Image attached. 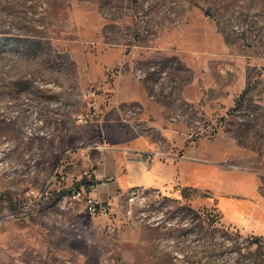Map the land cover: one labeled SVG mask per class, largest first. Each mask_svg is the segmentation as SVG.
I'll return each mask as SVG.
<instances>
[{
	"label": "rangeland",
	"instance_id": "374dc122",
	"mask_svg": "<svg viewBox=\"0 0 264 264\" xmlns=\"http://www.w3.org/2000/svg\"><path fill=\"white\" fill-rule=\"evenodd\" d=\"M161 78L170 89L150 100L181 123L182 141L148 136L181 152L194 141L264 197V0H0V264H264V234L244 224L264 211L228 215L225 198L249 200L218 188L174 197L144 186L151 205L132 203V214L128 189L106 216L54 201L95 180L111 135L131 129L120 112H144L124 96L157 95ZM92 102L99 115L79 121ZM178 110L187 121L170 122ZM45 187L36 203L30 190Z\"/></svg>",
	"mask_w": 264,
	"mask_h": 264
},
{
	"label": "crops",
	"instance_id": "0c3cea01",
	"mask_svg": "<svg viewBox=\"0 0 264 264\" xmlns=\"http://www.w3.org/2000/svg\"><path fill=\"white\" fill-rule=\"evenodd\" d=\"M123 99L131 103L139 102L144 106V112L140 116L142 125L156 131L160 129L170 141L173 139L177 143L182 141V137L177 135V132L183 128L181 123L175 126L169 124L163 117L160 106L148 99L143 91L139 89L129 91ZM120 121L130 127V131L118 130L111 135L110 143L94 170L95 184L92 191L100 199H109L121 190L138 185L153 187L174 197L181 195V189L185 185H204L210 189L218 188L248 198V202L243 199L225 198L223 205L225 204L228 215L243 216L246 211H251L253 214L264 211V197L258 193L256 180L252 175L237 174L216 161L202 159L198 154L210 152L201 150L194 141L184 147L185 158L170 157L152 166L147 165L134 151L153 147L154 138L145 134L139 127L124 123L121 120V112ZM169 148L173 147L169 146ZM195 163H208L210 166L208 169L199 170ZM209 178L222 182L209 183ZM203 181L205 183H202ZM244 224L258 235L264 234V219L246 220Z\"/></svg>",
	"mask_w": 264,
	"mask_h": 264
},
{
	"label": "built area",
	"instance_id": "2783aa9c",
	"mask_svg": "<svg viewBox=\"0 0 264 264\" xmlns=\"http://www.w3.org/2000/svg\"><path fill=\"white\" fill-rule=\"evenodd\" d=\"M136 77L138 79L144 78V75L141 74L140 72H137ZM163 78L160 79L159 82H157V95H150L148 94L149 99H157L160 95L168 93V90L170 88L163 89L162 88V81ZM88 95H94L93 91H89ZM181 98H177L176 100L180 103H183ZM184 104V103H183ZM188 105V110H192L193 107L190 104ZM93 110L92 115L89 116L88 114L85 116L83 113L78 114L77 118L79 121H88V119H92L94 115H99V109L98 105L96 102H92L90 106ZM143 112V108L140 104H131L128 107H126L124 110L121 112V120L124 123H131L136 127H139L145 134H152L156 130L155 129H150L140 123V116ZM187 114L183 112L182 110H178L176 112H173L169 115L168 119L170 122L175 123L178 121H187ZM155 130V131H154ZM194 134L193 129L190 127L187 137L190 138ZM158 136V135H157ZM154 138V146L145 150H136L134 151L136 154H138L147 165H154L158 161H163L166 160L170 157H174L176 159H181L185 158L186 156L183 154L181 151H176L173 148H169L167 142L162 136ZM103 147H99L98 149H102ZM125 151V150H124ZM87 171H84V174H86ZM56 175L52 177V179H57L60 183L66 182L68 179V176L66 173H62L60 170H57ZM87 180H93L92 178L87 179ZM94 184H89L88 186L86 184H81L78 187L74 188H63L64 190H58V191H66V194L64 195L65 198L69 199L71 202L77 201V200H82L86 206L87 211L90 214L93 215H108L113 211L114 208V203L112 202L111 199H100L97 197L93 191L92 187ZM63 187V186H62ZM144 186L138 185V186H133L128 188V190L124 194V200L126 204H129V208H127L128 214H132V210L130 208V205L132 203L139 204L141 207H145L146 205L150 206L151 203L146 202V198L144 195V191L141 190ZM146 188V187H145ZM30 195L34 197L36 203L40 201L42 198H46L48 194L50 193L49 190L45 187L43 190L38 191L35 189L30 190Z\"/></svg>",
	"mask_w": 264,
	"mask_h": 264
},
{
	"label": "trees",
	"instance_id": "16d2710c",
	"mask_svg": "<svg viewBox=\"0 0 264 264\" xmlns=\"http://www.w3.org/2000/svg\"><path fill=\"white\" fill-rule=\"evenodd\" d=\"M82 184H86L87 186L89 184H95V181L94 180H87V179H84L81 181ZM186 187L182 188L181 189V194L184 196V197H187L185 195V191H186ZM55 196L53 197L54 198V201H58L61 197H63L65 194H66V191H55L54 192Z\"/></svg>",
	"mask_w": 264,
	"mask_h": 264
}]
</instances>
